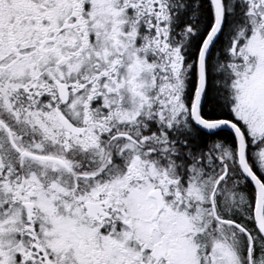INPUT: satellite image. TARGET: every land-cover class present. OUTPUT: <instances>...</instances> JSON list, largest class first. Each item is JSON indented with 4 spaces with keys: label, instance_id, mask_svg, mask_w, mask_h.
I'll return each instance as SVG.
<instances>
[{
    "label": "snow or ice",
    "instance_id": "obj_1",
    "mask_svg": "<svg viewBox=\"0 0 264 264\" xmlns=\"http://www.w3.org/2000/svg\"><path fill=\"white\" fill-rule=\"evenodd\" d=\"M0 264H264V0H0Z\"/></svg>",
    "mask_w": 264,
    "mask_h": 264
}]
</instances>
